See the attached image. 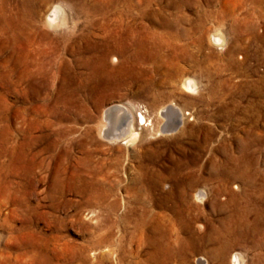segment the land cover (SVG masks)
I'll return each instance as SVG.
<instances>
[{
  "label": "rangeland",
  "instance_id": "obj_1",
  "mask_svg": "<svg viewBox=\"0 0 264 264\" xmlns=\"http://www.w3.org/2000/svg\"><path fill=\"white\" fill-rule=\"evenodd\" d=\"M0 264H264V0H0Z\"/></svg>",
  "mask_w": 264,
  "mask_h": 264
},
{
  "label": "bare ground",
  "instance_id": "obj_2",
  "mask_svg": "<svg viewBox=\"0 0 264 264\" xmlns=\"http://www.w3.org/2000/svg\"><path fill=\"white\" fill-rule=\"evenodd\" d=\"M61 11H62V9H61ZM57 12H58V10H56V11H54V13L52 14V16H53V18H49L46 22H45V25L46 26H52L53 24H55V23H57V19H56V17L55 16H57L56 14H57ZM63 14V13H62ZM63 18H61L60 20L63 22V20H65L64 19V15H61ZM66 18V17H65ZM67 20V19H66ZM65 20V21H66ZM60 21V22H61ZM59 22V23H60ZM64 23V22H63ZM63 23H61V24H63ZM60 24V25H61ZM54 26V25H53ZM222 34V33H221ZM220 34V32H218V33H216V34H214V40L212 41V42H214V43H216V45L217 44H222L224 41H223V36ZM206 69V68H205ZM184 87H186L187 89H190V90H194L195 89V87H196V83H195V81L193 80V79H187L185 82H184ZM121 108V107H120ZM124 109L126 110V108H125V106H124ZM167 109V108H166ZM114 110H115V108H114ZM118 111V110H117ZM164 111V110H163ZM109 112V111H108ZM116 113V112H115ZM114 113V114H115ZM127 113V112H126ZM228 114V113H227ZM174 116H175V119H177L178 120V122H181V116H180V113L179 112H177V111H175L174 112ZM105 117H106V115H105ZM113 117V116H112ZM143 117V119H146L145 118V116L143 115L142 116ZM170 117V116H169ZM107 118H108V116H107ZM117 118H119L118 116H117ZM127 119V118H126ZM111 120V119H110ZM129 120V117H128V119L127 120H125V121H127L125 124L126 125H129L128 127H127V129L130 131V132H132V127L133 126H131L132 125V123L130 124V120ZM170 120V119H169ZM184 120V119H183ZM113 121V120H112ZM167 121H168V119H167ZM172 121V120H171ZM175 121V120H174ZM106 123V122H105ZM111 123V122H110ZM99 124H100V130H102V128H103V126H104V122H103V120H101L100 122H99ZM124 124V125H125ZM180 124V123H179ZM182 124V123H181ZM112 125V124H111ZM106 126V125H105ZM125 127V126H124ZM171 127V126H170ZM178 127V126H177ZM126 129V128H125ZM134 129V128H133ZM105 130V129H104ZM108 130V129H107ZM120 130V129H119ZM122 132V131H121ZM119 133V132H118ZM110 136L112 135V134H109ZM126 135V134H125ZM109 136V137H110ZM113 137V136H112ZM116 137V136H115ZM131 137H136V133H134V132H132V135H131ZM118 138V137H117ZM126 140H127V138H126ZM114 236V235H113ZM152 238V237H151ZM229 243V242H228ZM156 258V257H155ZM238 258H240V257H238ZM242 258V257H241Z\"/></svg>",
  "mask_w": 264,
  "mask_h": 264
}]
</instances>
